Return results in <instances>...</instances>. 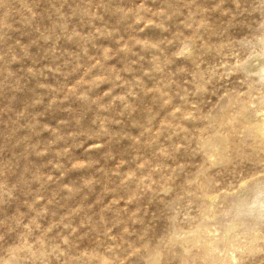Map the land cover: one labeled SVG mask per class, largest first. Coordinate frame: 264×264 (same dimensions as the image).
Wrapping results in <instances>:
<instances>
[{
    "label": "rangeland",
    "instance_id": "rangeland-1",
    "mask_svg": "<svg viewBox=\"0 0 264 264\" xmlns=\"http://www.w3.org/2000/svg\"><path fill=\"white\" fill-rule=\"evenodd\" d=\"M0 264H264V0H0Z\"/></svg>",
    "mask_w": 264,
    "mask_h": 264
}]
</instances>
